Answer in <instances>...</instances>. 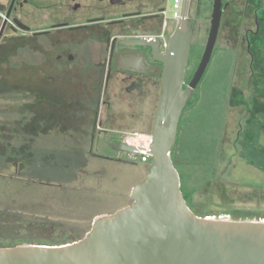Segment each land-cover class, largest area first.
Returning a JSON list of instances; mask_svg holds the SVG:
<instances>
[{
    "label": "rangeland",
    "instance_id": "1",
    "mask_svg": "<svg viewBox=\"0 0 264 264\" xmlns=\"http://www.w3.org/2000/svg\"><path fill=\"white\" fill-rule=\"evenodd\" d=\"M220 48L218 42L201 89L182 115L171 159L198 213L264 220V166L246 156L248 148L264 153V112L252 98L250 62H229ZM149 107L136 111L131 132L152 131L156 109ZM64 153L63 93L1 94L0 245L83 239L94 220L132 204L131 191L150 166L120 152L111 154L119 161L89 157V173L81 174L65 169Z\"/></svg>",
    "mask_w": 264,
    "mask_h": 264
},
{
    "label": "flooded vegetation",
    "instance_id": "2",
    "mask_svg": "<svg viewBox=\"0 0 264 264\" xmlns=\"http://www.w3.org/2000/svg\"><path fill=\"white\" fill-rule=\"evenodd\" d=\"M185 5L191 43L184 89L206 50L215 0H180L176 18L173 0H0V96L63 93L66 170L88 174L89 157L119 161L111 154L140 148L128 143L136 111H157L163 59ZM218 42L229 62H250L252 98L264 112V0H221L212 59Z\"/></svg>",
    "mask_w": 264,
    "mask_h": 264
},
{
    "label": "water",
    "instance_id": "3",
    "mask_svg": "<svg viewBox=\"0 0 264 264\" xmlns=\"http://www.w3.org/2000/svg\"><path fill=\"white\" fill-rule=\"evenodd\" d=\"M188 11L185 5L163 59L151 146L124 148L151 160L144 180L131 191L132 204L94 220L79 241L0 248V264H264V220L199 216L184 197L180 173L171 159L191 92L212 59L221 0H215L203 58L184 89L191 43Z\"/></svg>",
    "mask_w": 264,
    "mask_h": 264
},
{
    "label": "trees",
    "instance_id": "4",
    "mask_svg": "<svg viewBox=\"0 0 264 264\" xmlns=\"http://www.w3.org/2000/svg\"><path fill=\"white\" fill-rule=\"evenodd\" d=\"M187 108V107H186ZM186 108H185V111H186ZM184 111V112H185ZM179 133V132H178ZM179 135V134H178ZM200 144H203V143H200ZM213 146H214V144H213ZM215 147V146H214ZM214 147H211V149L209 150V151H212V152H214L215 151V149H214ZM202 149H204V146L203 147H201ZM213 148V149H212ZM248 154L246 155V156H248V157H251L252 158V162L255 164V165H258V166H264V153H262V152H260V151H257V152H255V150H252V148H248ZM211 155H209L208 157L207 156H205V157H203L204 159L203 160H205V159H209V161L213 158V156L212 157H210ZM258 156V157H257ZM177 169V168H176ZM178 170V169H177ZM181 176V175H180ZM181 181H182V177H181ZM182 192H183V194H184V197H185V199H186V201H187V203H188V205H189V207L196 213V214H198L199 216H207V215H205V214H200V213H198L196 210H194L191 206H190V202H189V200L187 199V197L185 196V191H184V188H183V185H182ZM248 219V218H247ZM241 220H244V219H241ZM258 220V219H257ZM41 244V243H40ZM44 244V243H43ZM48 245H52V244H48ZM15 246H17V245H8V246H3V245H0V248H6V247H15Z\"/></svg>",
    "mask_w": 264,
    "mask_h": 264
},
{
    "label": "built area",
    "instance_id": "5",
    "mask_svg": "<svg viewBox=\"0 0 264 264\" xmlns=\"http://www.w3.org/2000/svg\"><path fill=\"white\" fill-rule=\"evenodd\" d=\"M180 7V0H173V15L176 18L178 16V10ZM138 139H145V142L142 144L137 145L135 142ZM128 143L131 145H137L142 149H149L152 143V135L151 134H140V133H135L133 134L130 139L128 140ZM141 160L142 161H149L150 159L148 157L145 156H141Z\"/></svg>",
    "mask_w": 264,
    "mask_h": 264
},
{
    "label": "bare ground",
    "instance_id": "6",
    "mask_svg": "<svg viewBox=\"0 0 264 264\" xmlns=\"http://www.w3.org/2000/svg\"><path fill=\"white\" fill-rule=\"evenodd\" d=\"M144 142H145V139H141V140L138 139V140H136L135 143H136L137 145H139V144H142V143H144Z\"/></svg>",
    "mask_w": 264,
    "mask_h": 264
}]
</instances>
